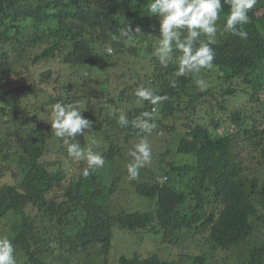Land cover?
Returning a JSON list of instances; mask_svg holds the SVG:
<instances>
[{
	"label": "trees",
	"instance_id": "obj_1",
	"mask_svg": "<svg viewBox=\"0 0 264 264\" xmlns=\"http://www.w3.org/2000/svg\"><path fill=\"white\" fill-rule=\"evenodd\" d=\"M147 3L0 0V237L17 264H264V0L247 39L218 32L205 91L152 56L159 17ZM127 24L143 39L112 41ZM141 85L168 99L138 105ZM56 102L92 121L75 140L105 165L87 177L51 129ZM146 111L152 157L130 181L142 136L117 120ZM115 230L152 233L161 252L110 260Z\"/></svg>",
	"mask_w": 264,
	"mask_h": 264
},
{
	"label": "clouds",
	"instance_id": "obj_2",
	"mask_svg": "<svg viewBox=\"0 0 264 264\" xmlns=\"http://www.w3.org/2000/svg\"><path fill=\"white\" fill-rule=\"evenodd\" d=\"M224 3L228 4L229 10L222 29L217 24L223 11L222 0H148L145 8L148 14L159 17L160 35L152 56L162 67L174 62L176 77L196 75L198 78L195 82L201 91H205L208 84L200 78V74L215 68V50L212 45L217 43L218 32L247 39L248 33L244 26L250 23L249 12L256 6L257 0H224ZM134 33L127 24L119 34L110 35L114 42L143 39L139 27L134 29ZM201 37L205 39L201 40ZM174 53H178L175 59ZM134 96L138 105L148 102L155 106L168 99L166 95H158L152 88L143 85L134 90ZM49 123L55 136L67 144L68 156L76 161L86 162L87 167L82 171L84 177L104 167L103 155L94 152L91 147H81L75 140L77 134H83L85 129H91L92 126V121L83 117L78 104L56 102L52 106ZM117 123L121 128L131 125L142 136L130 151L131 160L126 166L128 179L134 181L138 179L140 169L151 161V146L145 134H151L157 127L154 113L146 111L141 117L130 120L121 112ZM0 264H17L14 246L7 237H0Z\"/></svg>",
	"mask_w": 264,
	"mask_h": 264
},
{
	"label": "rangeland",
	"instance_id": "obj_3",
	"mask_svg": "<svg viewBox=\"0 0 264 264\" xmlns=\"http://www.w3.org/2000/svg\"><path fill=\"white\" fill-rule=\"evenodd\" d=\"M233 103L237 104L238 102L235 100ZM169 135H170L169 137L171 138L175 136L173 133H170ZM164 137H166V134L164 135ZM150 143L155 144V140L154 142L151 141ZM110 169L111 166L107 167L108 171ZM135 209L142 210L144 208L143 206H140V207H135ZM115 232L113 238V247L110 250V260L113 259L119 252H123L126 255H131L133 251H137L143 255L146 252H150V253L161 252V249L155 245V238H154V234L152 233L148 232L140 237V235L126 234L123 232H119L117 230H115ZM114 263H116V261Z\"/></svg>",
	"mask_w": 264,
	"mask_h": 264
}]
</instances>
